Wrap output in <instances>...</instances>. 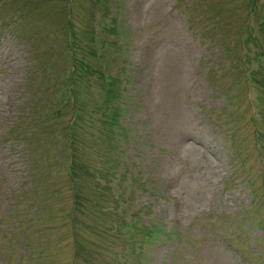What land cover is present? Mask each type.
Returning <instances> with one entry per match:
<instances>
[{
    "label": "rangeland",
    "instance_id": "1",
    "mask_svg": "<svg viewBox=\"0 0 264 264\" xmlns=\"http://www.w3.org/2000/svg\"><path fill=\"white\" fill-rule=\"evenodd\" d=\"M0 264H264V0H0Z\"/></svg>",
    "mask_w": 264,
    "mask_h": 264
}]
</instances>
